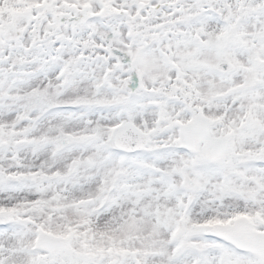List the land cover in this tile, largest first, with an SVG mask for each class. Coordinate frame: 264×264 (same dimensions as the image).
<instances>
[{"label":"snow or ice","instance_id":"6c2138e0","mask_svg":"<svg viewBox=\"0 0 264 264\" xmlns=\"http://www.w3.org/2000/svg\"><path fill=\"white\" fill-rule=\"evenodd\" d=\"M0 264H264V0H0Z\"/></svg>","mask_w":264,"mask_h":264}]
</instances>
